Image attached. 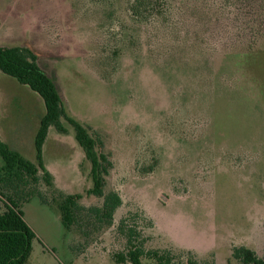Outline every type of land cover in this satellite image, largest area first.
I'll list each match as a JSON object with an SVG mask.
<instances>
[{
	"label": "rangeland",
	"instance_id": "rangeland-1",
	"mask_svg": "<svg viewBox=\"0 0 264 264\" xmlns=\"http://www.w3.org/2000/svg\"><path fill=\"white\" fill-rule=\"evenodd\" d=\"M133 1L0 0V45L38 54L68 115L103 140L114 163L105 192L123 199L111 226L88 236L64 226V195L81 194L86 207L104 199L88 192L92 165L64 120L68 132L53 127L44 145L51 182L40 168L38 183H0V210L14 199L36 232L28 264H131L115 258L129 212L145 248L180 263L237 264L238 245L263 256L264 33L249 46L236 0H153L143 15ZM3 86L0 136L38 164L26 121L34 91L0 71Z\"/></svg>",
	"mask_w": 264,
	"mask_h": 264
},
{
	"label": "trees",
	"instance_id": "trees-1",
	"mask_svg": "<svg viewBox=\"0 0 264 264\" xmlns=\"http://www.w3.org/2000/svg\"><path fill=\"white\" fill-rule=\"evenodd\" d=\"M236 2L240 4V14L243 17L241 25H244L245 31H251L253 34L250 36L253 40L249 43V46L253 47L254 41L256 42V39L264 33V0L262 2L236 0ZM152 4L153 0H134L131 3V11L134 15H143ZM237 37H240L239 33ZM0 70L37 92L46 106V113L35 136L38 164L0 140V153L3 159V165H0V183L10 188L18 187L28 181L38 183L42 179L40 168L43 170L45 180L51 182L52 174L44 165L43 146L50 127H55L61 133L68 132L64 124V120H67L74 128L75 138L92 165L93 187L88 192L104 199L100 206L86 207L79 202L82 198L81 194L64 195L60 204L63 224L67 228L76 224L85 236L89 235L88 228L92 226L100 231L106 226L113 225L115 213L123 204V199L116 190L105 192L107 176L113 169L114 163L111 155L102 150L103 140L94 137L80 121L68 115L55 80L40 65L39 56L32 48L21 45H0ZM138 217L139 214L129 212L119 222L118 230L126 238V251L116 254V262L143 264L142 258L148 255L156 260L155 264H204L195 257H190L184 263L177 262L173 253L166 249L147 250L146 239L135 223ZM36 237V232L24 219V212L18 202L10 198L7 209L0 210V264H28L33 240ZM232 256L237 264H264V255H258L254 249L246 245L234 246Z\"/></svg>",
	"mask_w": 264,
	"mask_h": 264
},
{
	"label": "crops",
	"instance_id": "crops-1",
	"mask_svg": "<svg viewBox=\"0 0 264 264\" xmlns=\"http://www.w3.org/2000/svg\"><path fill=\"white\" fill-rule=\"evenodd\" d=\"M33 93H37V92L34 91V92H30V94H29V95H31V98L33 99L32 100L33 101V107H32L33 109L31 111V114L26 118V121L30 122V127H31L30 130H29V137H30L29 141L31 140V145L33 143L34 146H35V136H36V133H37V131L39 129L41 120H42V118L44 117V115L46 113V106H45V102H44L43 98L40 96L42 98V100H41V98H39V96H37L38 93L37 94H33ZM9 94L10 93L6 91V89H5L4 86L3 87H0V103L4 104L5 103L4 102L5 101L4 99H5V97H8ZM43 103H44V105H43ZM9 114L11 115V116L9 115L11 117V119L9 121L11 123L12 129L15 131V133H19L18 130H19L20 122L19 121L18 122L16 121L18 119H16L12 115L13 112H11ZM52 128L53 127H50L47 138L49 137ZM15 133L10 132L11 136L12 135H15ZM9 136H8V140H11ZM18 136H19L20 141H24L23 138L20 135H18ZM0 140L4 141L5 143L8 142L7 140L5 141L3 139V137H1V136H0ZM7 144L9 145V147L11 149H13L15 151H18L19 153L23 152V148L20 147V145H18L17 143H15L13 140H12V144L11 143H7ZM29 145H30V142H29ZM44 145H45V143H44ZM43 153H44V146H43Z\"/></svg>",
	"mask_w": 264,
	"mask_h": 264
}]
</instances>
